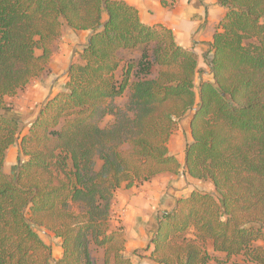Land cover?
<instances>
[{"label":"trees","instance_id":"trees-1","mask_svg":"<svg viewBox=\"0 0 264 264\" xmlns=\"http://www.w3.org/2000/svg\"><path fill=\"white\" fill-rule=\"evenodd\" d=\"M217 2L213 80L197 93L196 54L124 0H0V264H51L40 229L62 241L55 264H99L100 249L101 264H132L112 228L116 194L180 174L168 145L188 115L186 174L213 193L193 191L157 219L152 262L264 264V0ZM64 27L90 42L22 135L8 99L48 72Z\"/></svg>","mask_w":264,"mask_h":264},{"label":"crops","instance_id":"crops-1","mask_svg":"<svg viewBox=\"0 0 264 264\" xmlns=\"http://www.w3.org/2000/svg\"><path fill=\"white\" fill-rule=\"evenodd\" d=\"M124 1L138 10L143 24L148 26L163 25L173 32L176 43L179 46L196 54L198 72L196 73L195 81L201 82L205 77H208L207 81L213 80L210 66L212 43L216 27L226 14V10L218 5L217 0ZM67 30L70 31V28ZM72 32L76 33L74 38L66 40L67 36L64 35L65 31L63 29L62 39L64 43L60 44L61 47L59 49L54 48L48 72L34 79L18 96L8 99V102L11 103V109L6 111L5 115L21 123L24 135L28 132L29 126L35 121L45 103L56 94L64 91L68 72L72 64L77 63L81 59L82 52L88 45L92 35L90 31ZM72 48L73 50L70 52ZM76 48L78 49L76 50ZM121 100L123 101L124 99H119L117 102L119 103ZM108 120L111 119L109 118ZM189 124L185 127L187 129L186 132H188V142H191ZM176 137L178 138L179 135H176ZM172 138L168 145L169 151L177 157L182 166L181 172L186 173L184 152L178 140L171 145V142L173 143ZM13 148L21 155L19 141L10 149ZM7 154L3 170L10 175L7 172V167L5 168L10 159ZM186 175L192 179L188 174ZM173 176L164 174L141 186L130 189L123 187L116 194L113 216L118 209L124 214L121 227L125 233L126 248L123 255L129 258L132 264H156L151 260L152 239L157 227V223L155 224L154 220L158 219L163 213L173 211L178 199L187 197L193 192L181 190L177 181L173 183ZM117 228L120 227L113 229ZM60 245H62L61 239L53 235V243L49 246L55 248L57 252L52 255L51 264H55L62 257V252L60 253L58 248ZM134 250H142L147 258L140 259L135 255L130 256V252ZM100 251L102 256L99 264L102 263L104 256L103 250L100 249ZM218 256L223 257L221 254Z\"/></svg>","mask_w":264,"mask_h":264},{"label":"rangeland","instance_id":"rangeland-1","mask_svg":"<svg viewBox=\"0 0 264 264\" xmlns=\"http://www.w3.org/2000/svg\"><path fill=\"white\" fill-rule=\"evenodd\" d=\"M262 23L264 24V20L262 21ZM67 29H68L67 27H64V31H65L64 35L67 36L66 37V40L73 39L74 38V34H76V33L75 32H72L74 30H71L70 29V31H69ZM62 38L63 37H61L55 43L54 48L59 49L61 47L60 44L63 42V39ZM77 49L78 48H76V50ZM67 50H69V49H67ZM72 50H73V48L70 49V52ZM80 63H81V59H79L78 62L77 63H74V64H80ZM207 78L208 77H205L201 82L207 81L208 80ZM201 82L200 81H195V86H196V92L197 93L199 92V88H200ZM123 101L121 100V102H119V103L120 104H123ZM186 118H187V120H186ZM108 119L103 122V125H106V123L109 121ZM188 123H190V115L184 117L183 119H181L178 122L177 130L174 133L175 137L173 135V138H172L173 143L171 142V145H173L174 144V141L178 140V142L180 143V145L182 147V150L184 152V156H185L186 146H187V144L190 143V142H188V138H187L188 132H186L187 129L185 127V126L188 125ZM22 135H24V134L22 133ZM176 135H179V137L177 138ZM190 135H191V133H190ZM7 155H8V157L10 159H9V162L7 161L8 163H7V166L5 165V168L7 167L6 168L7 169V172H9V174H10V175H8V174L7 175L8 176H11V175L13 176L15 174V171L17 170V167L19 165L20 160H23V157L20 155V153L15 148L10 149ZM168 177H170V176H168ZM173 177H174L173 178L174 180H172V181H174L173 183H175L177 181L180 184L181 190H183L185 192H189V191H199V192H211V193H213V189H212V187L210 186V184L208 182H202V181H199V180L190 179V178L187 177V175H186L185 172H180L179 175H174ZM123 192H124V190H123ZM123 217H124L123 212H121V210L118 209L114 213V216H113V228H115V227H121L122 221H123L122 220ZM154 223L155 224L157 223V219L154 220ZM39 234H40L41 238L46 243H48L49 245H51V243H53V235L50 232H48V231H46L44 229H40L39 230ZM58 248H59V252L61 253L62 252L61 245ZM56 252L57 251L55 250V248H52V255H55ZM130 253H131L130 256L135 255V256L139 257L140 259L147 258V256L144 254V252L142 250H136V251L134 250V251H131ZM93 254H94V258H96L98 261H100V257L102 256L101 251L100 250L94 251ZM237 261H240V258H237Z\"/></svg>","mask_w":264,"mask_h":264},{"label":"water","instance_id":"water-1","mask_svg":"<svg viewBox=\"0 0 264 264\" xmlns=\"http://www.w3.org/2000/svg\"><path fill=\"white\" fill-rule=\"evenodd\" d=\"M90 42V41H89ZM89 42H88V44H89Z\"/></svg>","mask_w":264,"mask_h":264}]
</instances>
